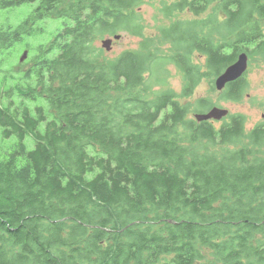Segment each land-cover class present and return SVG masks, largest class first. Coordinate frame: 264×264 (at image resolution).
<instances>
[{
    "label": "trees",
    "instance_id": "obj_1",
    "mask_svg": "<svg viewBox=\"0 0 264 264\" xmlns=\"http://www.w3.org/2000/svg\"><path fill=\"white\" fill-rule=\"evenodd\" d=\"M143 3L39 0L0 27L9 60L38 21L62 19L0 89L1 135L16 138L0 147V264H200L204 252L206 264H264V123L191 116L214 106L191 101L199 84L213 90L237 55L264 63V0H159L169 24L152 37ZM121 32L139 47L109 59L98 42ZM167 65L180 94L164 88ZM247 74L221 98L240 103Z\"/></svg>",
    "mask_w": 264,
    "mask_h": 264
},
{
    "label": "rangeland",
    "instance_id": "obj_2",
    "mask_svg": "<svg viewBox=\"0 0 264 264\" xmlns=\"http://www.w3.org/2000/svg\"><path fill=\"white\" fill-rule=\"evenodd\" d=\"M158 1L159 0H156L155 5H150L151 0H144V3L138 9L141 23L144 27V33L149 37H152L156 34V27L160 26V23L169 24V22L167 20H164L158 13ZM38 3L39 0H34V2L32 3H26L16 7L3 8L0 6V27L10 26L12 28H16L31 14ZM180 18L190 19V16L187 15ZM61 26L62 19H44L38 21L34 27L36 28V30H42V32L37 31L36 35L31 38L24 37L23 41L17 44L18 47H16L13 55H10L9 60H3L2 55H0V89L2 87L6 88L7 86H9L12 83L10 77L16 76V73L20 71V68L17 64L23 53L27 52L26 58L23 61L26 62L34 53L36 46L39 44L48 43L51 40L52 36L59 31ZM119 36L121 37L120 40H112L110 51L105 52L106 57L109 59L117 57L123 51L136 50L139 47V38L127 35L123 32L119 33ZM106 39H109V37H106L103 40ZM102 41L98 42L99 47H101ZM161 48L162 50H165L168 48V45H162ZM195 60L197 61V63L201 62L196 56ZM165 69L166 80L163 81L164 88H170L176 94H180L184 86L182 75L177 71V69L173 68L172 65H167ZM246 72L248 73V88L245 92L244 99L240 103H233L223 100L221 98L223 90L217 91L215 88L211 90L209 82L206 80L199 84L191 101L193 102L195 101V99L205 98L208 99L211 105H214L213 107L226 109L228 110L229 114L241 113L246 117V124L248 129H251L258 124L264 123V119H262L261 117V115L264 114V63L257 58L250 61L248 59V68ZM207 111L205 110L204 113H206ZM196 114L198 113H193L191 115L193 119L194 115ZM224 120L225 118L221 121H213L214 126L219 127L221 122ZM40 130H43V126L40 128ZM23 142L28 151L33 149L34 141L30 136H26ZM15 143L16 138L14 136L8 139H4L2 137L0 127V147L2 153L7 151ZM207 254L208 252H204L203 254L204 259L206 257V260L209 259V257L206 256ZM204 259L199 263L206 264L207 262L204 261Z\"/></svg>",
    "mask_w": 264,
    "mask_h": 264
},
{
    "label": "water",
    "instance_id": "obj_3",
    "mask_svg": "<svg viewBox=\"0 0 264 264\" xmlns=\"http://www.w3.org/2000/svg\"><path fill=\"white\" fill-rule=\"evenodd\" d=\"M120 36L116 35L113 38L103 40L101 43L102 48L107 52L111 49L112 40H120ZM27 52H24L20 58V62H23L26 58ZM248 68V56L245 53H240L237 55L234 63L229 65L219 76L214 80V87L217 91H222L224 88L237 80H239L247 71ZM229 112L226 109H220L217 107H212L204 114L194 115V120L197 122L204 121H221L228 116ZM264 119V114L261 115Z\"/></svg>",
    "mask_w": 264,
    "mask_h": 264
},
{
    "label": "bare ground",
    "instance_id": "obj_4",
    "mask_svg": "<svg viewBox=\"0 0 264 264\" xmlns=\"http://www.w3.org/2000/svg\"><path fill=\"white\" fill-rule=\"evenodd\" d=\"M153 3V2H152ZM82 10V9H81ZM59 25V24H58ZM164 36V35H163ZM20 48V47H19ZM19 48H17V49H19ZM11 50H12V48H11ZM101 55V54H100ZM240 147V146H239ZM243 147V146H242ZM248 155H250V154H248ZM194 263V262H193Z\"/></svg>",
    "mask_w": 264,
    "mask_h": 264
}]
</instances>
